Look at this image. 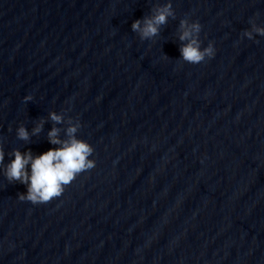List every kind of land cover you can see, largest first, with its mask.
Returning a JSON list of instances; mask_svg holds the SVG:
<instances>
[{
	"label": "water",
	"instance_id": "95a60500",
	"mask_svg": "<svg viewBox=\"0 0 264 264\" xmlns=\"http://www.w3.org/2000/svg\"><path fill=\"white\" fill-rule=\"evenodd\" d=\"M165 2L0 0L5 161L69 116L95 159L42 203L0 174V264H264V35L243 36L264 0H172L141 40L131 21ZM182 17L214 56L179 58Z\"/></svg>",
	"mask_w": 264,
	"mask_h": 264
},
{
	"label": "clouds",
	"instance_id": "9594fccd",
	"mask_svg": "<svg viewBox=\"0 0 264 264\" xmlns=\"http://www.w3.org/2000/svg\"><path fill=\"white\" fill-rule=\"evenodd\" d=\"M172 0L155 6L150 15L137 17L131 21V29L138 33L141 40L149 39L160 31V26L173 15ZM250 27L243 29V36L255 39L254 33L264 35V24L257 23L254 17L249 18ZM201 23L198 19L182 17L179 21L178 38L179 58L191 63H198L205 57L215 55L216 49L212 40L202 46L200 39ZM165 56H167L165 54ZM32 94L23 96L24 101L32 100ZM48 117L54 122H64L63 111L50 110ZM43 126V118L38 120L31 129V133H38ZM81 126L79 119L67 117L65 136L59 135L57 124L48 130L47 137L50 144L56 145L34 154L31 149L12 148L7 153L11 159L5 161V151L0 146V174L9 181H18L25 185L26 191L18 192L17 198L32 203L47 202L59 196L65 185L83 170L92 168L95 159L91 157L94 149L92 144L76 135ZM18 138L28 140L30 132L23 123L16 126Z\"/></svg>",
	"mask_w": 264,
	"mask_h": 264
}]
</instances>
